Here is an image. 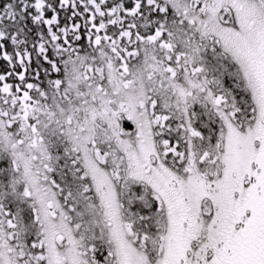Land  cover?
Here are the masks:
<instances>
[{"label": "snow or ice", "instance_id": "obj_1", "mask_svg": "<svg viewBox=\"0 0 264 264\" xmlns=\"http://www.w3.org/2000/svg\"><path fill=\"white\" fill-rule=\"evenodd\" d=\"M0 264H264V0H0Z\"/></svg>", "mask_w": 264, "mask_h": 264}]
</instances>
